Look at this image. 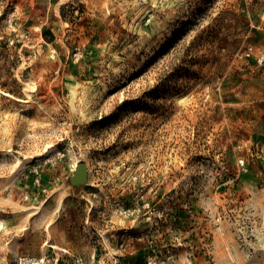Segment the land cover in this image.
<instances>
[{
	"label": "rangeland",
	"instance_id": "1",
	"mask_svg": "<svg viewBox=\"0 0 264 264\" xmlns=\"http://www.w3.org/2000/svg\"><path fill=\"white\" fill-rule=\"evenodd\" d=\"M23 263L264 264V0H0Z\"/></svg>",
	"mask_w": 264,
	"mask_h": 264
},
{
	"label": "bare ground",
	"instance_id": "2",
	"mask_svg": "<svg viewBox=\"0 0 264 264\" xmlns=\"http://www.w3.org/2000/svg\"><path fill=\"white\" fill-rule=\"evenodd\" d=\"M26 84H28V83H26ZM28 86H29V84H28ZM25 87V86H24ZM31 87V86H30ZM24 89H27V88H24ZM31 89V88H30ZM26 91V90H25ZM5 94H8V95H10V96H12V97H14V98H16V99H18V100H21V101H25V100H27V98H25V97H19V96H16V95H14V94H12V93H10V92H4ZM3 93V94H4ZM9 96V97H10ZM27 97V96H26ZM23 262V261H22ZM24 264V263H23Z\"/></svg>",
	"mask_w": 264,
	"mask_h": 264
},
{
	"label": "water",
	"instance_id": "3",
	"mask_svg": "<svg viewBox=\"0 0 264 264\" xmlns=\"http://www.w3.org/2000/svg\"><path fill=\"white\" fill-rule=\"evenodd\" d=\"M79 168L82 169V170H84V165L83 164H80Z\"/></svg>",
	"mask_w": 264,
	"mask_h": 264
},
{
	"label": "trees",
	"instance_id": "4",
	"mask_svg": "<svg viewBox=\"0 0 264 264\" xmlns=\"http://www.w3.org/2000/svg\"><path fill=\"white\" fill-rule=\"evenodd\" d=\"M8 92H10L12 94L16 93V91H14V90H8Z\"/></svg>",
	"mask_w": 264,
	"mask_h": 264
}]
</instances>
